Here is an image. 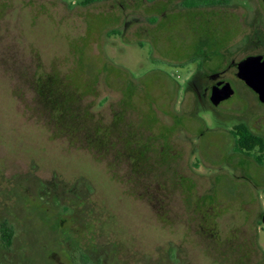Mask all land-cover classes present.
I'll return each mask as SVG.
<instances>
[{"label":"rangeland","instance_id":"1","mask_svg":"<svg viewBox=\"0 0 264 264\" xmlns=\"http://www.w3.org/2000/svg\"><path fill=\"white\" fill-rule=\"evenodd\" d=\"M225 1L0 0V264H264V166L230 133L264 139L237 78L264 4Z\"/></svg>","mask_w":264,"mask_h":264},{"label":"water","instance_id":"2","mask_svg":"<svg viewBox=\"0 0 264 264\" xmlns=\"http://www.w3.org/2000/svg\"><path fill=\"white\" fill-rule=\"evenodd\" d=\"M264 3V0H262ZM237 78L253 91L259 102L264 104V55L248 56L237 63ZM216 84L211 89L209 101L216 107L229 99L234 90L229 83Z\"/></svg>","mask_w":264,"mask_h":264},{"label":"trees","instance_id":"3","mask_svg":"<svg viewBox=\"0 0 264 264\" xmlns=\"http://www.w3.org/2000/svg\"><path fill=\"white\" fill-rule=\"evenodd\" d=\"M89 3L91 0H85ZM150 1V0H148ZM204 6H215L225 4V0H197ZM52 100L50 101V103ZM231 135L234 140V145L238 152L244 155H252L254 161L260 165L264 166V139L253 134L245 124H238L234 126L231 130ZM97 151V150H96ZM96 151H94L96 153ZM99 153V152H98ZM257 153V154H254ZM13 238L12 227L7 223L3 222L0 225V242L4 249H9L11 247Z\"/></svg>","mask_w":264,"mask_h":264},{"label":"flooded vegetation","instance_id":"4","mask_svg":"<svg viewBox=\"0 0 264 264\" xmlns=\"http://www.w3.org/2000/svg\"><path fill=\"white\" fill-rule=\"evenodd\" d=\"M262 1V0H261ZM264 4V3H263ZM211 79L213 80V81H215L214 82V84L211 86V89H212V87H214L216 84H218V83H222L221 84V86L224 84V83H226L227 81H225V80H217L218 79V75L217 74H212L211 76ZM227 83H229V82H227ZM230 84V83H229ZM231 86V85H230ZM211 89H210V93H211ZM233 89V88H232ZM210 97V96H209Z\"/></svg>","mask_w":264,"mask_h":264},{"label":"crops","instance_id":"5","mask_svg":"<svg viewBox=\"0 0 264 264\" xmlns=\"http://www.w3.org/2000/svg\"><path fill=\"white\" fill-rule=\"evenodd\" d=\"M155 18V17H154ZM154 18H153V20H154ZM155 21V20H154Z\"/></svg>","mask_w":264,"mask_h":264}]
</instances>
